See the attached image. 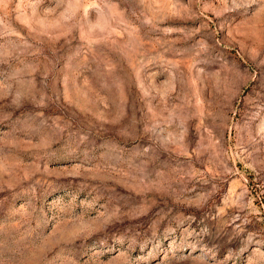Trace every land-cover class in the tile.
Instances as JSON below:
<instances>
[{"label":"rangeland","instance_id":"rangeland-1","mask_svg":"<svg viewBox=\"0 0 264 264\" xmlns=\"http://www.w3.org/2000/svg\"><path fill=\"white\" fill-rule=\"evenodd\" d=\"M0 264H264V0H0Z\"/></svg>","mask_w":264,"mask_h":264}]
</instances>
